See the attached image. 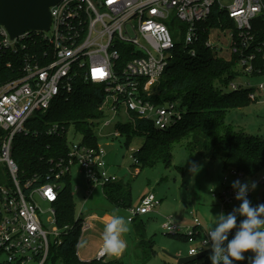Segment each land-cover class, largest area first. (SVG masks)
Returning <instances> with one entry per match:
<instances>
[{
  "label": "built area",
  "instance_id": "obj_1",
  "mask_svg": "<svg viewBox=\"0 0 264 264\" xmlns=\"http://www.w3.org/2000/svg\"><path fill=\"white\" fill-rule=\"evenodd\" d=\"M226 1L60 0L50 8L46 32L10 38L0 26V68L5 71L0 72V264H60L52 261L53 250L71 227L58 226L54 205L72 169L85 176L88 196L93 188L119 182L107 171L105 152L98 144L67 143L66 156L49 161L45 179L25 175L12 157L14 139L27 132L28 121L69 96L79 82L102 95L96 127L126 126L118 120L128 117L127 125L142 121L154 131L167 132L183 120L181 103L152 102L148 84L163 76L178 52L195 56V47L205 36L203 46L214 58L235 64L233 80L239 81L231 80L226 90H249L252 103L261 101L264 82L252 85L250 79L264 76V0ZM220 38L227 41L224 48L218 47ZM120 134L119 129L116 136ZM134 163L138 164L135 158ZM227 173L244 178L233 170ZM235 194L232 186L224 187L220 196L224 206ZM43 205L48 209L44 211ZM159 205L151 193L137 208H128L127 220L134 222ZM45 222L53 228L47 229ZM194 224L180 228L167 220L162 230L188 240L201 233L200 243L207 246L208 232L198 230V220ZM79 227L77 257L80 239L90 230L88 219L83 217ZM100 249L93 259L106 261L108 255L101 256ZM198 253L193 248L188 255Z\"/></svg>",
  "mask_w": 264,
  "mask_h": 264
},
{
  "label": "trees",
  "instance_id": "obj_2",
  "mask_svg": "<svg viewBox=\"0 0 264 264\" xmlns=\"http://www.w3.org/2000/svg\"><path fill=\"white\" fill-rule=\"evenodd\" d=\"M216 12L213 11L212 20L215 23ZM205 36L200 44L195 47V56L178 52L172 64L169 65L163 76L158 80L161 84L156 93L150 95L154 103L180 101L187 112L183 115L180 124L167 132L154 131L142 121L134 125L119 127L121 135L130 141L132 137H145L151 150L170 143L174 137L188 135L191 150L205 160H213L220 152L223 154L222 170H233L243 177L252 178L257 174L264 175V135L253 137L243 132H235L227 128L223 120L230 110L252 103L248 99L249 90H226L227 84L236 76L233 61L214 58L210 51L204 48ZM180 46H178V49ZM0 72H5L0 68ZM4 77H6V74ZM88 88H91L88 90ZM189 98L185 103L184 99ZM102 102L99 89L79 82L75 90L67 97L60 98L44 114H38L27 123V132L17 135L14 139L12 157L20 170L27 176L40 175L45 179L49 161L63 158L67 153V132L73 127L76 133L83 136V141L88 146L95 147L97 139L94 135L93 123L101 117L98 108ZM94 124V125H93ZM56 127L55 132L48 130ZM175 133H178L177 136ZM2 132L0 131V136ZM172 137V138H168ZM143 146L133 153L138 163L153 165L163 162L165 166L171 163L170 158L160 160L159 157L145 152ZM164 151V150H162ZM64 188L54 205L57 213L59 227L69 226L71 230L63 239L61 246L53 250L55 256L52 261L60 264H124L122 260L112 261H80L76 256V246L80 236L79 224L83 216L74 219V205L69 193L70 178L63 180ZM261 192V203H264V183ZM107 200L115 207L128 209L131 207V189L124 187L119 182L108 184L104 187ZM135 234L140 239L145 236L144 227L138 223L134 227ZM177 239L188 240L184 236H172ZM231 239V236L229 237ZM246 260L235 264H248ZM209 256H202V264H211Z\"/></svg>",
  "mask_w": 264,
  "mask_h": 264
},
{
  "label": "rangeland",
  "instance_id": "obj_3",
  "mask_svg": "<svg viewBox=\"0 0 264 264\" xmlns=\"http://www.w3.org/2000/svg\"><path fill=\"white\" fill-rule=\"evenodd\" d=\"M227 3L229 0L226 1ZM182 26L181 22H178ZM227 41L220 38L218 47L224 48ZM226 58V56H224ZM239 80H233L237 83ZM252 85L264 82L263 77L250 79ZM160 82H151L148 84V90L156 93ZM91 88H88L90 90ZM185 98V97H184ZM185 103L189 98L184 99ZM180 102V101H179ZM181 103V102H180ZM181 103L183 114L187 109ZM116 121V120H115ZM113 121V123L115 122ZM122 125H127L129 118L123 117L118 120ZM95 124V121L93 122ZM227 128L235 132H243L253 137L264 135V94L259 103H246L237 109L227 112L223 120ZM93 124V125H94ZM119 127L111 124L103 127L94 126V135L97 144L105 152L107 171L115 175L119 183L124 187L131 189V207L137 208L143 197L153 194L160 201L152 213L140 216L129 223V232L123 235L127 247L121 260L124 264H202V260L194 262L202 256L210 255L209 245H201V233L194 236L193 239H177L166 235L162 226L168 220L172 225L180 228H193L194 219L200 223V232H208L214 226L215 216L221 212L227 214L233 208L239 206V201L233 199L228 205L224 206L220 198L225 186H231L232 182L239 179L242 183L256 182L257 187L249 191V200L252 206L261 204V192L263 184L260 182L261 174L252 178H237L230 173L222 170L223 154L220 152L213 160H205L197 154V150L190 149L188 135L174 137L170 143L159 146L155 151L149 147L154 142L147 141L145 137H132L130 141L125 135L116 136ZM178 133H175L177 136ZM67 143H79L83 141V136L76 133L73 127L67 132ZM172 138V137H168ZM145 152L153 156L170 158L171 163L165 166L163 162H156L153 165L135 164L132 151H138L143 146ZM132 150V151H131ZM164 150V151H162ZM195 162L200 170L196 174L190 171L191 164ZM138 170L139 172H136ZM61 191L64 185H60ZM88 185L85 176L80 173L78 168H74L70 174L69 193L72 196L74 205L73 216L77 220L79 217H88L95 215L100 220L102 216L113 213L124 216L126 220L130 217L128 209L117 208L113 206L106 198L104 187L92 189L91 195H87ZM235 191V190H234ZM45 211L46 205L42 206ZM49 216L47 213L44 220ZM168 218V219H167ZM138 223L144 227L145 236L141 239L136 236L134 227ZM239 223V220H238ZM45 227L51 230V227L45 222ZM92 229L81 237L80 242L84 241L83 246L78 245V258L86 261L92 258L96 244L103 243L102 233L104 226L101 222L93 221ZM197 249V256L190 257V249ZM106 261H109L106 259Z\"/></svg>",
  "mask_w": 264,
  "mask_h": 264
},
{
  "label": "clouds",
  "instance_id": "obj_4",
  "mask_svg": "<svg viewBox=\"0 0 264 264\" xmlns=\"http://www.w3.org/2000/svg\"><path fill=\"white\" fill-rule=\"evenodd\" d=\"M198 170L199 166L193 162L190 171L196 174ZM231 186L236 193L235 199L240 203L231 212L215 216L214 226L209 229L205 240L210 248L208 259L211 264H235L245 261L248 253V264H264V203L252 206L248 199L249 191L254 190L257 184L242 183L237 179ZM129 223L124 216L113 211L110 222L104 225L101 256L122 254L127 247L122 237L129 232ZM84 243L81 241L80 245Z\"/></svg>",
  "mask_w": 264,
  "mask_h": 264
},
{
  "label": "water",
  "instance_id": "obj_5",
  "mask_svg": "<svg viewBox=\"0 0 264 264\" xmlns=\"http://www.w3.org/2000/svg\"><path fill=\"white\" fill-rule=\"evenodd\" d=\"M60 0H0V26L15 38L27 32H46L50 8Z\"/></svg>",
  "mask_w": 264,
  "mask_h": 264
},
{
  "label": "crops",
  "instance_id": "obj_6",
  "mask_svg": "<svg viewBox=\"0 0 264 264\" xmlns=\"http://www.w3.org/2000/svg\"><path fill=\"white\" fill-rule=\"evenodd\" d=\"M136 172H139V171L136 170ZM85 218L88 219V221H89V225H90V230L86 232V233H88V232H90L91 230H93V229H92V222H93V221L101 222V224L104 226L107 222H110L111 216H109V215L102 216V217L100 218V220L97 219L95 215H90V216L85 217ZM86 233H85V234H86ZM85 234H84V235H85ZM84 235H83V236H84ZM102 244H103V243L96 244V246H95V250H94V254L96 253V251H97L99 248L102 247ZM124 252H125V250H124V251L122 252V254H120L119 256H114V257L107 256V259H108L109 261H112V260H121V257L124 255ZM93 257H94V255L92 256L91 259H93ZM91 259H89V260H91ZM89 260H86V261H89Z\"/></svg>",
  "mask_w": 264,
  "mask_h": 264
}]
</instances>
